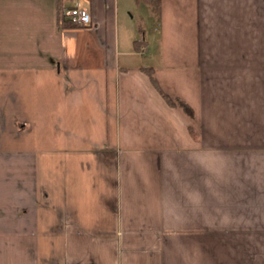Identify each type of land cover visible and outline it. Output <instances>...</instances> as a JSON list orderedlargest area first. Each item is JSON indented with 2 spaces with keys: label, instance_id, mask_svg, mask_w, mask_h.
<instances>
[{
  "label": "crops",
  "instance_id": "crops-1",
  "mask_svg": "<svg viewBox=\"0 0 264 264\" xmlns=\"http://www.w3.org/2000/svg\"><path fill=\"white\" fill-rule=\"evenodd\" d=\"M142 2L0 0V264H264V0Z\"/></svg>",
  "mask_w": 264,
  "mask_h": 264
},
{
  "label": "rangeland",
  "instance_id": "rangeland-1",
  "mask_svg": "<svg viewBox=\"0 0 264 264\" xmlns=\"http://www.w3.org/2000/svg\"><path fill=\"white\" fill-rule=\"evenodd\" d=\"M140 6V7H139ZM134 7L131 12H128L126 17V24H128L129 29L134 33V45L141 44L145 48L147 43H150V32L152 30V23L147 17H152L155 21L158 20L157 12L147 4V1H143L141 5ZM146 16V17H145ZM145 48H143L145 50ZM140 51L141 50H137ZM146 50L144 51V53ZM141 56L143 58L149 57V55Z\"/></svg>",
  "mask_w": 264,
  "mask_h": 264
},
{
  "label": "built area",
  "instance_id": "built-area-1",
  "mask_svg": "<svg viewBox=\"0 0 264 264\" xmlns=\"http://www.w3.org/2000/svg\"><path fill=\"white\" fill-rule=\"evenodd\" d=\"M66 21L82 27L89 26L91 23L90 12L80 2H77L73 7H65L62 9L60 13V24L63 26Z\"/></svg>",
  "mask_w": 264,
  "mask_h": 264
},
{
  "label": "trees",
  "instance_id": "trees-1",
  "mask_svg": "<svg viewBox=\"0 0 264 264\" xmlns=\"http://www.w3.org/2000/svg\"><path fill=\"white\" fill-rule=\"evenodd\" d=\"M137 1H138V3L141 2V0H137ZM143 1H147V4L150 5L157 12V14L159 16L160 8H161L160 0H143ZM59 2L62 3V0H59ZM63 27L64 28H73V27H79V26L75 25L69 21H66V22H64ZM144 71L149 75L152 83L155 85V80L153 77V71L151 69H144ZM162 95L167 100L168 103H170L171 105L173 104L172 101L166 95H164V94H162ZM178 103L181 107H183V109L186 112L191 114L192 111L186 103H184L182 101H178Z\"/></svg>",
  "mask_w": 264,
  "mask_h": 264
}]
</instances>
